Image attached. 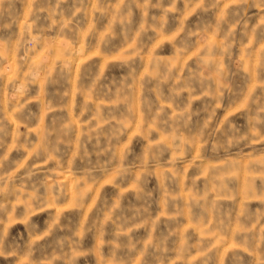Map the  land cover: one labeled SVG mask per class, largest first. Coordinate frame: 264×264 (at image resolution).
<instances>
[{
    "label": "rangeland",
    "instance_id": "374dc122",
    "mask_svg": "<svg viewBox=\"0 0 264 264\" xmlns=\"http://www.w3.org/2000/svg\"><path fill=\"white\" fill-rule=\"evenodd\" d=\"M0 264H264V0H0Z\"/></svg>",
    "mask_w": 264,
    "mask_h": 264
}]
</instances>
